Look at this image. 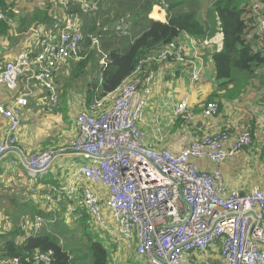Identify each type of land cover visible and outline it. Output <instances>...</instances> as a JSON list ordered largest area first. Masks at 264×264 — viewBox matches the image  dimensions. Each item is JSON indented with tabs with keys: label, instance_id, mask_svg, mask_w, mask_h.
<instances>
[{
	"label": "built area",
	"instance_id": "obj_1",
	"mask_svg": "<svg viewBox=\"0 0 264 264\" xmlns=\"http://www.w3.org/2000/svg\"><path fill=\"white\" fill-rule=\"evenodd\" d=\"M153 2L165 11V0ZM101 3L102 0L53 1V9L55 4L60 9L52 29L45 33L33 31L36 44L5 61L0 69V119L6 123L5 134L0 137V162L12 155L9 161L16 166L19 161L14 160L19 159L31 180L49 170L56 150L22 155L17 146L20 111L34 97L43 100L45 112L58 108V70L69 61L86 58L77 15L92 16ZM247 4L254 21L249 25L254 28L253 38L264 48L262 3L249 0ZM7 18V12L0 9V23ZM127 30L126 22L114 27L119 37L125 36ZM193 43L209 46L205 38ZM92 47L101 56L102 71L107 66V56L100 50L96 36ZM193 61L199 64L197 58ZM193 61L186 57L185 47L173 40L139 61L117 90L94 99L76 115L77 138L69 142L67 149L85 160L74 173L77 182L86 183L79 185L81 205L97 228L105 231L110 220L118 238L134 248L135 255L146 264H209L202 256L212 247L219 251L218 264H264V191L253 187L246 194L237 190L226 194L219 170L199 165L207 161L219 166L250 147L251 130L244 127L233 137L224 130L204 134L188 146L170 151L147 145L139 128L155 78L152 66L167 62L186 66L191 81L196 83L201 69ZM141 86L143 96L139 94ZM3 90L8 94L3 95ZM186 102L187 97L174 110V116L184 123L192 118ZM218 111L216 101L203 107L205 117H214ZM97 187H102L104 194L95 190ZM28 193L34 194L35 190L29 188ZM66 195L71 197L70 192ZM45 226L40 216L32 224L21 220L16 229L17 243L38 236ZM3 229L10 232L12 225L7 221ZM53 255L52 250L36 252L26 262L49 264ZM0 264L23 263L13 257L0 259Z\"/></svg>",
	"mask_w": 264,
	"mask_h": 264
},
{
	"label": "crops",
	"instance_id": "obj_2",
	"mask_svg": "<svg viewBox=\"0 0 264 264\" xmlns=\"http://www.w3.org/2000/svg\"><path fill=\"white\" fill-rule=\"evenodd\" d=\"M53 1L57 0H0V7L6 10L8 15L7 20L2 23L6 27L0 26V69L5 61L14 58L20 51L36 44L33 31L45 33L52 29L54 23L51 24L49 18L53 15ZM200 1L198 10L201 7ZM204 1L205 16L214 0ZM126 4L125 11L133 7L132 2L127 3L126 1ZM46 8L47 10H45ZM119 10L124 11L123 8H119ZM44 12H46L49 25H47L46 19L35 17L37 13L44 14ZM147 17L161 23L167 21L166 11L156 6L154 2L151 4ZM126 18L117 21L115 25L124 22V20L128 21ZM131 20L134 21L135 19L132 18ZM200 23L211 29L212 36L205 38L209 46L198 47L193 43L197 40L185 34H181L177 40L185 47L188 59L193 61L194 58H197L199 60V64L193 62L200 66L201 80L196 85L193 84L188 68L183 65L173 62L153 65L155 79L151 93L146 97L143 122L139 127L144 133L147 145L155 150L166 149L170 151L188 146L190 142L204 134L224 130L230 137H233L242 128L248 127L252 134L250 147L241 150L237 155L228 158L219 166L207 161H201L199 165L203 169L219 170L226 194L231 190L246 194L253 187L264 191V159L261 158L264 149V67L260 68L261 71H259L260 69L257 70L255 78L247 82L238 97L234 99L224 98L222 95H227L228 92L225 90L217 91L218 82L215 80L212 60L213 54L222 47L221 40H219L220 46H218L215 39L216 34L219 35V22L211 21L205 17V20ZM214 30L217 32L213 35ZM99 34L101 35V43H107L111 49L123 50L128 45L125 43L112 46L108 42V36H103L101 31ZM220 37L222 38V35ZM252 39L251 46L260 48L258 40ZM116 42L113 44L120 43V41ZM143 88L142 86L140 88L139 94L141 96L144 95ZM215 93V98H211ZM185 97H187V109L192 112L191 120L186 123L174 116L175 107ZM210 99L218 103L219 111L214 117H205L203 107L205 102ZM3 101L7 102L6 99ZM39 101L40 98L37 99L36 97L30 99L26 108L22 110L17 146L25 154L48 149L56 150L55 163H64L57 169H49L50 171L48 170L41 175L38 181L36 179L27 180L28 176L22 161L19 160L16 166H11L9 163V160L13 159L11 155L0 163V209L11 217L14 226L17 225L19 218L24 216L23 210L25 206L31 204V198H34V203L37 204L33 206L34 215L38 211L51 217L55 214L47 212V205L54 208L56 206V204H52L54 199L56 202L61 201V204L65 202L66 198L72 200L80 186L86 185L85 182H77L74 179V173L83 163V160L79 158L80 156L72 155L66 147L76 137V131L74 130L71 137L61 136L60 123L63 116L56 109L52 110L51 113H44L38 106L40 105ZM76 115L74 116L76 117ZM5 131L6 123L0 119V137L4 136ZM71 159H80L81 164L69 165L68 160ZM65 162L68 165L63 168ZM29 188L35 190L34 195L28 193ZM71 190L73 194L69 198L66 192H71ZM95 190L104 194V190L100 188ZM56 207L59 210V206ZM102 237L104 240L110 241L108 249L113 250L112 245L115 247L114 253L109 255L108 264L132 263L129 251L132 249L135 253V250L118 238L112 222H107V229L102 232Z\"/></svg>",
	"mask_w": 264,
	"mask_h": 264
},
{
	"label": "trees",
	"instance_id": "obj_3",
	"mask_svg": "<svg viewBox=\"0 0 264 264\" xmlns=\"http://www.w3.org/2000/svg\"><path fill=\"white\" fill-rule=\"evenodd\" d=\"M129 1L133 4L132 14H129V17L126 18L127 14L118 10L116 21L126 18L129 22L141 24V26L144 25V28H141L139 35L128 42V45L123 50L117 48L111 49L107 43H101V35L94 33L92 31L93 28L87 27L85 18L82 21L83 46L88 48L92 42V38L96 36L100 49L107 56V66L101 71V84H92V89H88L86 92V107L94 99L104 98L117 90L133 72L139 61L151 56L169 42L177 40L181 34H185L195 40H202L207 36H212L211 29L202 25L197 19L199 0H165L166 23H161L147 17L153 0ZM248 1L214 0L205 13V17L209 20L219 22L222 47L218 52L213 54L212 60L215 80L218 82L217 91H227V95H222L226 99L238 97L247 82L255 78L257 70L264 67V48H253L251 46L254 28H250L249 25L254 23V21L248 9ZM261 3L264 12V0H261ZM0 9L6 12L1 7ZM71 11H74V9L72 8ZM35 17L47 20L46 12L44 14L37 13ZM132 18H135V20L132 21ZM49 21H46L47 25H49ZM0 26H5V24L0 23ZM105 32L101 31L102 34ZM108 42L112 46L124 44L123 41L113 44L117 42L112 43L109 39ZM84 55H86L84 60L72 62L75 63L72 72L77 77L84 75L86 68L92 60L91 50L87 51ZM215 96L216 93L211 98H215ZM213 99L206 101L205 104L212 102ZM261 158L264 159V149L262 150ZM63 197L65 196L63 195ZM76 209L74 208V213L78 211L86 214L84 208ZM36 215L42 218L49 216L38 211H36ZM86 217L89 218L87 214ZM17 235H19L17 230L0 234V259L18 257L23 264H35L33 261L26 262V260L31 259L36 252L52 250L54 255L49 264H71L69 254L59 245L53 234L43 232L38 236L25 240L22 244H18L15 241ZM89 240L93 264H108V252L106 248L92 237ZM207 256L208 254L202 256V259ZM207 262L209 264H216V261L215 263H211L210 260H207Z\"/></svg>",
	"mask_w": 264,
	"mask_h": 264
},
{
	"label": "rangeland",
	"instance_id": "obj_4",
	"mask_svg": "<svg viewBox=\"0 0 264 264\" xmlns=\"http://www.w3.org/2000/svg\"><path fill=\"white\" fill-rule=\"evenodd\" d=\"M126 1L127 3L130 2L129 0H102L101 6L97 13L93 14L92 16L77 15V19L79 23L82 25V21L85 18L87 27H89L90 29L93 28L92 31L96 34H99L100 31H106L102 35L108 36L109 41L111 40L112 43L116 41H120V42L123 41L124 44L125 43L127 44L132 39L137 37V35H139V33L141 32V28H144V25L141 26V24H135V23L126 21V23L128 24V30L125 36L119 37L117 36V34H115L114 27H115V23L117 22L116 14L117 12L120 11L119 8L124 9V11H120V12L127 14L126 15L127 18L129 17V14H132L133 7L125 11V7L127 6ZM207 1L208 0H206V2ZM204 3H205L204 0L200 1L201 7L198 10V15H197V19L199 20V22H202L203 20H205V16H204L205 4ZM59 9H60L59 6L55 4L54 9L52 11L53 15L50 16L51 24H53L54 22H57V19H58L57 13L59 12ZM216 32L214 30L213 35ZM219 35L221 36L220 30H219ZM219 35L216 34L215 36L218 46H220L219 40H221V43H222V38ZM83 43H84V38H83ZM82 50H83V55L86 54V52L89 50H91V53H92V58H91L92 60L89 66L86 68L84 75L82 77L75 76V74H73L72 72L75 63H72L74 61H69L60 67V69L57 72V76L55 78V81L57 83L56 85L59 91V98H60V105L58 106L59 108H57L56 110H58L63 116L61 119V123H60V133H61V136L65 138L71 137L74 133V130H75L74 128L75 127V124H74L75 116L74 115H76L77 112L85 106V96H86L87 90L92 89L93 87L92 84L93 85L98 84L101 78V71H100L101 61L100 59L98 60V58H100L101 56L97 52V49L95 47H92V42H91L88 48H85L82 44ZM216 50H218L217 47H216ZM259 71H261V69ZM200 80H201V75H200ZM153 81L150 84V88H152ZM199 81L196 83H193L192 81L191 82L196 85L197 83H199ZM7 94L8 92L3 90V95H7ZM36 98L38 99V97ZM30 99L32 98H29L28 101ZM39 102H40V105L38 106L41 108V110L44 113L52 112V111L45 112L42 108V105H43L42 99H40ZM23 109L24 108H22L20 111V119H21V114H22ZM19 130H20V124H19ZM19 130H18V135H19ZM76 157H79V156H76ZM81 159L83 160V163H84V159L83 158ZM63 163L64 162L55 163L54 161V163L50 167V170L57 169ZM68 164L69 165H80L81 160L71 159V160H68ZM68 164L65 162L63 168L67 166ZM52 174L54 175V172ZM27 180H30V179L28 178ZM31 200H32L31 204L25 206L23 210L24 216H21L19 218L18 223L21 220L26 221L28 224H32L34 222L37 215H34L33 206H36L37 204L34 203V200H35L34 198H31ZM53 202L54 203L52 204H56V206H59V210H57L56 206L53 208L47 205V212L50 214H55V215L51 217L47 216L43 218L46 222V226L40 231L39 235L42 234L43 232L53 234L55 236V240L69 254L71 264H93V258H92V253L90 249V240H89L90 237H92L94 238V240L100 242L104 248H107L106 250H108L107 252H108V263H109L110 261L109 255H112L114 253L115 247L114 245H112L111 247L113 248V250L108 249V247H110V241L104 240V238L102 237L103 230H101L100 228H97L95 224L92 222V220L86 217L85 213L83 212L81 213L78 211H75L76 213H74V208L81 209L82 207L79 201V197H77L76 199L73 198L72 200L66 198L65 202L62 204H61V201L56 202L55 199ZM51 219H54L53 223H50ZM7 221L12 225L11 230L17 229L18 223L16 226H14L11 222V217L7 213L5 214L0 209V234L6 232L3 229V225ZM108 221L110 220L107 219V222ZM263 227H264V224H263ZM15 241L18 242V240L16 239ZM129 252H130V256L132 257L131 264H144V260L137 257L132 249H130ZM216 253H217L216 249L213 252L210 251L208 253V256L204 258L207 260H210L211 263H215L216 257H218Z\"/></svg>",
	"mask_w": 264,
	"mask_h": 264
},
{
	"label": "bare ground",
	"instance_id": "obj_5",
	"mask_svg": "<svg viewBox=\"0 0 264 264\" xmlns=\"http://www.w3.org/2000/svg\"><path fill=\"white\" fill-rule=\"evenodd\" d=\"M86 108H88V107H84V108L81 109L79 112H81L82 110H84V109H86ZM79 112H78V113H79ZM78 113H77V114H78ZM74 124H75V120H74ZM139 126H140V125H139ZM74 128H75V127H74ZM139 128H140V127H139ZM140 130H141V129H140ZM75 131H76V128H75ZM141 131H142V130H141ZM143 134H144V133H143ZM76 138H77V132H76V137H75L74 139H76ZM198 139H199V138H198ZM145 140H146V139H145ZM68 144H69V143H68ZM66 147L68 148V145H67ZM19 150L22 152V150H21L20 148H19ZM44 151H46V150H44ZM44 151H41V152H44ZM29 154H31V153L25 154V153L22 152V155H23V156H26V155H29ZM71 154L74 155V156H78L77 154L72 153V152H71ZM8 156H10V155H8ZM8 156H7V157H8ZM11 156H12V155H11ZM81 158H82V157H81ZM11 160H12V159H11ZM18 161H19V159H15V160H14V162H18ZM54 161H55V160H54ZM84 162H85V160H84ZM9 163H10V165H11L12 162H9ZM53 163H54V162H53ZM11 166H12V165H11ZM80 166H81V165H80ZM49 169H50V168H49ZM74 179H75V176H74ZM75 180H76V179H75ZM97 188H100V189L103 190L102 187H97ZM95 189H96V188H95ZM77 191H78V192H77V194H76V196H75L74 198L76 199L77 197H79V201H80V203H82L81 200H80V192H81V190L78 189ZM70 193H71V195L73 194L72 190H71ZM214 250H215V247H212L211 252H213ZM216 251H217V253H218L217 255H219V251H218V250H216ZM208 253H209V252H208ZM208 253H207V254H208ZM207 254H206V255H207ZM206 255H203V256H206ZM204 260L207 261V259H205V258H204ZM216 264H218V263H217V260H216Z\"/></svg>",
	"mask_w": 264,
	"mask_h": 264
},
{
	"label": "water",
	"instance_id": "obj_6",
	"mask_svg": "<svg viewBox=\"0 0 264 264\" xmlns=\"http://www.w3.org/2000/svg\"><path fill=\"white\" fill-rule=\"evenodd\" d=\"M165 11H166V9H165ZM133 19H135V18H133ZM127 20H124V22H126ZM93 39H95V36H94V38Z\"/></svg>",
	"mask_w": 264,
	"mask_h": 264
}]
</instances>
